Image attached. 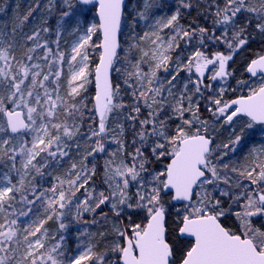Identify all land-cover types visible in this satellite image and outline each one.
<instances>
[{
  "label": "snow or ice",
  "instance_id": "snow-or-ice-1",
  "mask_svg": "<svg viewBox=\"0 0 264 264\" xmlns=\"http://www.w3.org/2000/svg\"><path fill=\"white\" fill-rule=\"evenodd\" d=\"M19 8L0 20V264H264V0Z\"/></svg>",
  "mask_w": 264,
  "mask_h": 264
},
{
  "label": "rangeland",
  "instance_id": "rangeland-1",
  "mask_svg": "<svg viewBox=\"0 0 264 264\" xmlns=\"http://www.w3.org/2000/svg\"><path fill=\"white\" fill-rule=\"evenodd\" d=\"M31 2H32V0H11V1L9 0V2H7V4H5L8 15L7 16L2 15L0 20H8L11 23V18L13 16V10L15 9V6L17 4L20 5L18 12H19V15L22 17L26 13L28 6ZM34 16H37V14L34 13ZM29 19L31 21L32 17H30ZM31 26L32 25L29 24L28 27L25 29V31H28L31 28ZM216 135H217V142L221 143V142L227 141V137H228L229 133L226 129H219V132Z\"/></svg>",
  "mask_w": 264,
  "mask_h": 264
},
{
  "label": "trees",
  "instance_id": "trees-1",
  "mask_svg": "<svg viewBox=\"0 0 264 264\" xmlns=\"http://www.w3.org/2000/svg\"><path fill=\"white\" fill-rule=\"evenodd\" d=\"M11 1V0H10ZM7 2H9V0H7ZM0 4H4L5 5V0H0ZM7 4V3H6ZM196 13L193 12V17H195ZM2 17V14H0V18ZM255 47V45H254ZM242 61V57H237V62L238 64ZM93 94H94V89L92 90ZM231 95V94H229ZM89 107H91V105H89ZM51 223V222H50Z\"/></svg>",
  "mask_w": 264,
  "mask_h": 264
}]
</instances>
